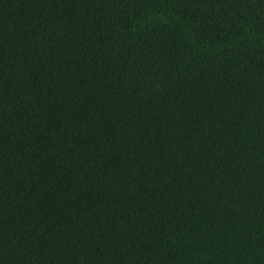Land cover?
Wrapping results in <instances>:
<instances>
[{"label": "trees", "instance_id": "16d2710c", "mask_svg": "<svg viewBox=\"0 0 264 264\" xmlns=\"http://www.w3.org/2000/svg\"><path fill=\"white\" fill-rule=\"evenodd\" d=\"M0 264H264V0H0Z\"/></svg>", "mask_w": 264, "mask_h": 264}]
</instances>
